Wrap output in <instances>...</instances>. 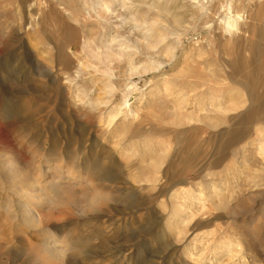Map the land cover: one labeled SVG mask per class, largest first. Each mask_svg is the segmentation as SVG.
<instances>
[{
    "label": "rangeland",
    "instance_id": "1",
    "mask_svg": "<svg viewBox=\"0 0 264 264\" xmlns=\"http://www.w3.org/2000/svg\"><path fill=\"white\" fill-rule=\"evenodd\" d=\"M86 1L0 0V264H58L49 244L65 264H264V0L240 14L245 33L227 26V0L176 1L179 25L161 16L176 30L162 28L161 72L122 78L113 99L105 80L76 75L83 43L97 39ZM117 2L128 27L112 35L144 47L130 17L151 23L154 13ZM167 83L176 94L154 98ZM178 105L194 116L181 126ZM204 115L223 124L197 121ZM213 191L226 208L213 206Z\"/></svg>",
    "mask_w": 264,
    "mask_h": 264
},
{
    "label": "bare ground",
    "instance_id": "2",
    "mask_svg": "<svg viewBox=\"0 0 264 264\" xmlns=\"http://www.w3.org/2000/svg\"><path fill=\"white\" fill-rule=\"evenodd\" d=\"M117 1L118 0H94L93 3H88L87 1L84 2V12H85L84 14L86 16L85 18H86V20L88 22L94 23V25H95V29H94V26H93V28L91 27L90 29L87 28L88 29L87 32L89 33L88 34V37L90 36V34L91 35L94 34V35H96L97 39L96 40H92L93 38L92 39L90 38V39L85 40V42L83 43V46H82L83 47V50H86V52H88V54L86 55L87 58H86L85 62L84 63L81 62V64L82 63L83 64H82V66L80 65L81 68L76 73V75H77L78 78H83V76L85 77L87 75L88 76L89 75H92L91 76L92 77L91 79L93 81H95L97 79L98 80L99 79L105 80L106 83H107V84L105 83L106 84V87H107V89L109 91L108 93L110 94V97L112 96L111 99L115 98V96H117V93L120 92V90L122 88L121 85H120V82H121V79L122 78L129 77V76H145V75L150 74V73L151 74H154V75H157V74H159L161 72V67L164 64V62L166 61V60L163 59V56L160 55L159 52H158V50H157L158 45L161 44V42L166 39L165 36H164V34L162 33L164 31L162 29L164 27V25H163V22L164 21L161 20V16L164 15V14L168 15L169 18H171V19L173 18L172 19V23L173 24H176V25L177 24L179 25V23L181 21V19L178 18L177 15H173V13L176 12V11L171 7V6H173L172 4L175 3L178 0H130L132 7H130L129 4H127L128 7H130L129 10L132 8V9L138 10V12L147 11L149 13L151 11V12L154 13V17H155L151 21V23L148 22L146 18H141L142 16L140 17V19H137V17L134 16V15H132V17H130L131 18V21L134 22V24H136V27L138 29V31H136V30H135L136 32L134 31V35L136 36V34H138L139 31H141V30L144 29V30H146L145 31L146 33H144V32L143 33L146 34L147 39H148V41H147V39L145 37L142 38L141 42L143 41V39H145L146 40V42H145L146 44H143L145 46L142 47V48L139 46L141 49L140 48L138 49L137 46H136L137 49H132L135 46L133 45V47H131L129 45L131 43L130 42L131 41V38H129V41H128V42H130V43H128L129 46L126 45V44H124L125 43V40L127 42V40H128L127 38L124 40V43H122L123 42L122 40L124 39L123 34L125 35V33H122L121 34L120 31L118 30L119 31V35H117V37H115V36L112 35L113 34V31L112 30L117 29V27H118V25L120 23H121L120 24L121 26L119 28H122V29L125 27L124 25L126 24V22H125L126 20H123L125 17L124 18L123 17H120L118 15L120 12L117 14V12H118V10H116L117 4H118ZM179 1H181V0H179ZM183 1L184 0H182L181 2H183ZM255 1H257V0H255ZM164 2L166 4H168V5L167 6H164V4H163ZM121 3H122V0H121ZM121 3H120V8H123V11L126 10V9H128V7L126 5H124V7H122L123 5ZM251 3H253V2H251V0H227V11L229 12L230 15H232V14L234 15V16H232V18H234L233 20L235 22V24H234L233 22H231V21L228 22V20H227V22H228V23H226L227 26L232 28L235 25L236 32H238V33H245L246 32V27L248 25L241 23V21H240V14L241 13H244V14L253 15L254 12H255V9H254V7L252 6ZM253 4H255V3H253ZM201 8H202V6L199 7L198 9L200 10ZM200 11L201 12H204L202 10H200ZM134 12H135V10H134ZM122 14L123 13H121V16H122ZM123 16H124V14H123ZM244 16H246V15H244ZM242 17H243V15H242ZM71 19L73 21H75V22H78L79 21L78 19H75L73 16H71ZM131 21L129 23L130 25L132 23ZM82 24L83 23H81L80 25H82ZM78 25H79V23H78ZM96 26H98V29L99 30L96 29L97 28ZM127 27H125V28H127ZM131 27H132V25L129 28H131ZM165 27H164V29H165ZM161 29H162V31H161ZM166 29H169V31L170 30L172 31L173 29L175 30V28L171 29L170 25L168 27H166ZM108 30H109V32H107ZM123 30H125V29H123ZM130 30H132V29H129V31ZM115 31H117V30H115ZM169 31H167V32H169ZM132 32H133V30H132ZM132 32H131L130 35H133ZM143 33L141 35H143ZM172 33H175V32H172ZM165 34H166V31H165ZM141 35H139V36H141ZM122 37H123V39H121ZM141 37H143V36H141ZM93 43H94V45L92 46ZM134 43L136 44V42H134ZM131 44H133V43H131ZM137 44H139V42H137ZM141 45H142V43H141ZM167 57H168L169 61H173L174 60V57H175L174 49H170L169 48L167 50V56L165 58H167ZM115 60H118L120 62V64L118 63L119 64L118 66L113 65V62H115ZM122 63L124 64L123 67L120 66V65H122ZM100 65H103V66L106 65L105 70H101V68L103 66L100 67ZM69 81L70 80L66 81V82H68L67 88L71 86V85H69L70 84ZM71 82H72V80H71ZM221 85H222V83H221ZM173 88H172V86L170 87V84L169 83H167L163 87V89L161 91L156 92L157 94L154 93L155 95L153 94V96H154V98H157V99H165V96H166L165 94L168 93L166 97L168 98V96H169V98H170L173 94H176V92H175L176 90H175V88L174 89ZM15 93H17V92L15 91ZM99 100L100 99H98L97 101H99ZM152 100H153V98H152ZM110 101H109V104H108V102H106V103L99 102V103L104 104L103 106H105V108H110V104H111ZM153 101H151V102H153ZM165 101L168 102V99L167 100H164V102ZM87 102L89 104V101H87ZM90 102L93 103V101H90ZM99 103L97 102L95 104V106L97 104H99ZM162 104H164V103L162 102ZM90 105H92V104H90ZM90 105H89V107H90ZM126 105H127L126 102H122L121 104H119L117 106V109H116L115 113H112L113 111H111L112 115H111V118L109 117L110 120L108 121V125L110 127L111 126L114 127V125H115V124H113L114 123V120H116L117 117H120L124 113L123 112V108H124V106L126 108ZM99 107H96V109L99 108ZM219 109H221L220 106H219ZM219 109H216V112H217V110L219 112ZM181 110L182 109L178 105L177 107H175V109L171 113L172 123L175 124V125H178V126H181L183 124H186L185 123V121L187 120L186 118H188V119H191V118L193 119L194 118V116L192 114H187L186 115V114H183L184 112L181 113ZM207 114H210V113L207 112ZM210 116H212V115H210ZM210 116H207L206 115L205 117H201V118H199V120H197L198 119L197 118L196 120L205 123L207 126H209L211 128H218L217 126L223 124V123H221V121L220 122H217L216 121L217 122L216 123L215 122L216 118L213 119V118H210ZM211 119H213L214 122H212ZM258 129H260V128H258ZM261 129L263 130V128H261ZM260 132H263V131H260ZM256 133H257V131H256ZM263 133L259 134V135H261V141H262L261 142L262 143V147L259 148V153L262 156H264V134ZM236 140H237V138L235 139V141ZM238 141H240V140H238ZM232 145H234V144H232ZM10 165L7 168H10V170L14 169L13 168L14 165L13 164H10ZM158 166L159 165L156 164L155 166H152L153 168L151 167L152 168V170H151L152 171V174L155 173V172L156 173L161 172V170L159 171V169L161 167L159 168ZM153 171H155V172H153ZM146 179L149 180V178H146ZM152 181L156 182L154 179ZM152 181H149L148 185L149 184H150V186H151V184L153 185L154 182H152ZM150 182H152V183H150ZM140 183H142V182H140ZM144 183L147 184V182H145V181H144ZM154 185H155V183H154ZM211 194H212V199H211L212 200V204H213V206L216 209H223V208H226L228 206V203H227V200L226 199H224V198L223 199L222 198L218 199L220 197V193H218L217 191H213ZM174 199H172V200H174ZM177 203L178 202H176V204ZM181 209L182 208H180V210ZM30 223L33 226H35V227H40L42 225V220H41L40 217H34L33 216V219L30 220ZM60 246H61V244H60ZM43 250H44V253L47 254L51 260L56 261L58 264H65V263H67V254H66V252H64V249L63 248H61L59 250L58 247L53 246L52 244H49V246L47 245V247L43 248Z\"/></svg>",
    "mask_w": 264,
    "mask_h": 264
}]
</instances>
